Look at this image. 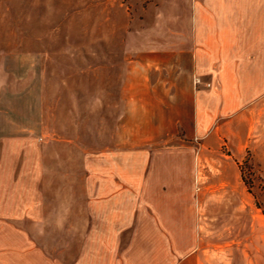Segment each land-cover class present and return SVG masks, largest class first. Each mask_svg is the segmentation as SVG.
Segmentation results:
<instances>
[{"label": "crops", "instance_id": "1", "mask_svg": "<svg viewBox=\"0 0 264 264\" xmlns=\"http://www.w3.org/2000/svg\"><path fill=\"white\" fill-rule=\"evenodd\" d=\"M163 2L161 29L131 35L147 42L129 47L108 144L75 143L68 110L32 121L23 76L12 106L0 79V264H203L185 152L264 118V0Z\"/></svg>", "mask_w": 264, "mask_h": 264}, {"label": "rangeland", "instance_id": "2", "mask_svg": "<svg viewBox=\"0 0 264 264\" xmlns=\"http://www.w3.org/2000/svg\"><path fill=\"white\" fill-rule=\"evenodd\" d=\"M166 3L0 0V79L8 83L9 104L17 100L11 91L24 80L32 121L40 110L49 126L68 110L75 143L94 144L98 137L110 143L129 47L147 42L131 35L160 30L171 10ZM254 126L250 133L245 123L230 128L239 137L237 147L218 135L185 152L197 160L194 237L203 264H264V118Z\"/></svg>", "mask_w": 264, "mask_h": 264}]
</instances>
